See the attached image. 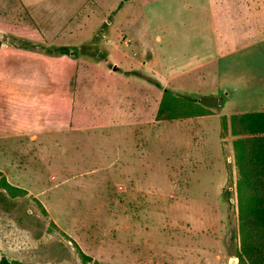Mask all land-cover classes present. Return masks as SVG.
Wrapping results in <instances>:
<instances>
[{
    "label": "rangeland",
    "instance_id": "1",
    "mask_svg": "<svg viewBox=\"0 0 264 264\" xmlns=\"http://www.w3.org/2000/svg\"><path fill=\"white\" fill-rule=\"evenodd\" d=\"M120 1L54 0L25 13L15 0H0V183L26 192L12 198L0 187V260L237 264L232 142L239 137L229 117L220 128V117L236 107L220 114L223 93L207 109L217 114L156 122L162 94L142 66L149 50L140 7L149 0H128L116 11ZM212 1L222 42L239 33L245 43L249 14L264 0ZM207 3L158 0L143 8L163 76L215 61ZM59 46L86 49L57 60L61 74L48 70L58 56L44 50ZM5 53L13 70L5 69ZM208 68L176 81L203 94L216 85ZM188 77L195 82H183Z\"/></svg>",
    "mask_w": 264,
    "mask_h": 264
},
{
    "label": "trees",
    "instance_id": "2",
    "mask_svg": "<svg viewBox=\"0 0 264 264\" xmlns=\"http://www.w3.org/2000/svg\"><path fill=\"white\" fill-rule=\"evenodd\" d=\"M128 0L119 2L116 11L120 10ZM1 46V43H0ZM21 48L33 49L34 45L22 43ZM44 48V47H40ZM49 55L69 56L77 51L86 52L84 48L70 49L66 46L53 49L44 48ZM74 50L73 53H71ZM124 76L142 77L139 71H121ZM146 82L158 89L162 96L159 102L155 121H173L188 118H200L217 114L207 109L215 108L211 96H192L175 94L165 88L152 77ZM227 116L220 117V128H227ZM229 117L231 134L239 137L232 142L235 165L237 169L236 205L237 231H232L231 239L238 237V247L234 252L237 264H264V112H246L232 114ZM0 187L6 190L12 198L26 195L23 189L14 187L2 178ZM82 260L90 259L79 249ZM0 264H18L0 260Z\"/></svg>",
    "mask_w": 264,
    "mask_h": 264
},
{
    "label": "crops",
    "instance_id": "3",
    "mask_svg": "<svg viewBox=\"0 0 264 264\" xmlns=\"http://www.w3.org/2000/svg\"><path fill=\"white\" fill-rule=\"evenodd\" d=\"M15 1L18 5V8L26 13L36 7L50 5V3L54 0H38L28 8H26L21 3V0ZM155 1L158 0L145 1L140 7V18L143 23V32L146 40L144 41V44L146 45V43H148L149 50L148 57L142 65L146 72L150 73L152 78L156 79L165 88L173 92L211 97H218L220 94L225 93L223 95L226 97V100L224 101V99H222V111L220 112L222 115H229V113L223 109L224 107H236L234 114L246 112H264V3L259 5V9L253 5V10L249 14L250 16L248 18L250 27H248V31L246 32V42L243 43L242 41L240 44L239 33H236L235 37H233L229 43L222 42L217 32L216 22L214 21L213 17V1L208 0L207 4L209 7V26L211 35L210 43L214 52H216L215 61L207 60L201 64H194L189 67L188 70H182L181 73H179L181 69H179L178 72H173L171 69L170 75L163 76L158 71V66L160 65L159 56L153 48L154 45L150 38V29L146 23L143 13V8ZM191 27L192 26L186 29H191ZM136 33L137 32L132 34V36L136 37ZM156 40L160 41L161 38L156 37ZM5 56V69H7V71L13 70L15 66L11 63L12 56L6 53ZM63 57L65 56L51 57L50 60L53 62H50L51 64L45 66L48 68V70L52 67L56 68L58 74H61L59 67L60 64L54 65V63ZM226 59H229V62L224 61ZM202 68L210 69L208 73L212 74L215 79L216 85L212 90H206L203 94H201L198 90V86L192 85V87H185L183 84H181L182 81H176L180 76H184L186 73L189 75L190 72L198 71ZM186 81H192L193 83L195 82L194 79L189 77L185 79V81L183 80V82ZM234 99H239L237 104L233 102ZM60 101L61 104L64 103V99L61 97V95ZM68 104L73 107V99L68 100Z\"/></svg>",
    "mask_w": 264,
    "mask_h": 264
},
{
    "label": "water",
    "instance_id": "4",
    "mask_svg": "<svg viewBox=\"0 0 264 264\" xmlns=\"http://www.w3.org/2000/svg\"><path fill=\"white\" fill-rule=\"evenodd\" d=\"M111 70H112V71H117L118 69H117L116 67L113 66V67L111 68ZM221 103H222V99H219V100H218V104L221 105ZM234 262H235V260H232L231 264H234Z\"/></svg>",
    "mask_w": 264,
    "mask_h": 264
}]
</instances>
